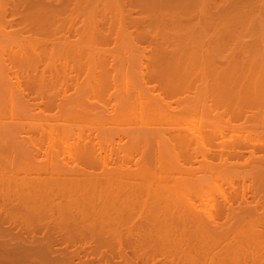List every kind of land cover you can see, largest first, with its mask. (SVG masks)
<instances>
[{"label": "bare ground", "instance_id": "bare-ground-1", "mask_svg": "<svg viewBox=\"0 0 264 264\" xmlns=\"http://www.w3.org/2000/svg\"><path fill=\"white\" fill-rule=\"evenodd\" d=\"M240 8L264 0H0V264H264V29L222 40Z\"/></svg>", "mask_w": 264, "mask_h": 264}, {"label": "rangeland", "instance_id": "rangeland-1", "mask_svg": "<svg viewBox=\"0 0 264 264\" xmlns=\"http://www.w3.org/2000/svg\"><path fill=\"white\" fill-rule=\"evenodd\" d=\"M103 4H104V3H103ZM98 5H99V6H98V8H97L96 10L99 11L100 13H103V11L105 12V9H104V8H106V7H104V6H106V4H104V6H103V5L101 6V4L99 3ZM135 5L138 6L137 4H134V5H131V6H126V9L128 8L127 10H128V11L130 10V11L132 12V14L135 15V16L133 15V17H137L138 14H139L138 12H140V7L138 6V7H139V9H138ZM102 7H104V8H102ZM108 9H109V8H108ZM212 9H213V8H212ZM240 9H241V10L243 9L244 11L241 12V11H239ZM240 9H237L239 12H237V10H235V12L238 13V15L245 14V15H247V18L241 19L242 22L239 21V19L236 21V23L238 22L239 25L236 24V25L234 26V32H233V34L230 33V35H229V33H227V35H226V34H222V36H221V37H222V40H224V41H227V40H228V43H230L231 45L236 44V43H237V44H238V43H243V42H245V44H252V43L255 41L256 37H257V38L260 37V36H257L258 34H260V33H257V32H261V31H258V30L264 29V24L262 23V21H264V20H263V19H264V13H262V11L264 12V9H262V11H261V10L258 11L259 9H255V8H240ZM251 9H252V10H251ZM102 10H103V11H102ZM109 10H110V9H109ZM194 10H195V9H194ZM216 10H217V9H216ZM246 10H247V12H245ZM249 10H250V12H253V14H255L256 12H261V15L263 14V18H262V19H258V16L255 17V15H253V14H251V13H250V15H251V16H250V15H249ZM106 11H107V8H106ZM212 11H214V12H212ZM107 12H108V11H107ZM207 12H209V11H207ZM210 12H211V13H214V15L210 13L211 15L209 16V18L207 17V15H206L207 18H203V17H205V15H204V16H197V15H195V16H193V17L190 19V21L188 20L187 23H188V22H189V23H190V22H191V23H196V21H197V22H201V23H202L201 25L199 24L200 26H206V27H207V26H210V27H211V26H214V23H215V26L218 27V25H217V23H218V21H217L218 18H215L216 20L213 18V16H215V12H216V11H215V10H210ZM240 12H241V13H240ZM135 13H138V14L136 15ZM234 14H235V13H234ZM256 14H257V13H256ZM217 15H218V10H217V14H216V16H217ZM245 15H244V16H245ZM248 15H249V16H248ZM211 16H212V17H211ZM199 17H200V19H201V17H202V19L200 20ZM217 17H218V16H217ZM240 17H242V16H240ZM250 17H252L253 19L250 18ZM259 17H261V16L259 15ZM176 18H179V16H178V17L175 16V19H176ZM223 18H224V17H223ZM242 18H243V17H242ZM248 18L250 19V21L248 20ZM255 18H256V19H255ZM198 19H199V20H198ZM207 19H209L210 21L207 20ZM246 19H247L249 22L246 23V21H247ZM254 19H255V20H254ZM168 20H170V19H167L166 21H167V22H170V21H168ZM178 20H179V19H178ZM203 20L206 21V22H203ZM251 20H252V21H251ZM258 20H259V21H258ZM104 21H105V22H104ZM176 21H177V20H176ZM208 21H209V22H208ZM211 21H212V22H211ZM244 21H245V22H244ZM253 21H254V22H253ZM256 21L259 22V26H258V24H257ZM108 22H109L108 19H107V20L104 19V20H102L103 25L99 24V26L101 25V28H104V29H105L106 27L108 28V27H115V26L117 27V26H118V25H114V24H116V22H111L112 24L114 23V24H113L114 26H113L112 24L109 25ZM146 22H149V23H150V21H147V20H146ZM184 22H185V21H184ZM250 22H251V25H250ZM187 23H185V25H186ZM189 23H188V24H189ZM208 23H210V24H208ZM252 23H253V24H252ZM254 23H256V24H254ZM260 23H262V24H260ZM104 24H105V26H104ZM135 24H136V23H135ZM147 24H148V23H147ZM211 24H213V25H211ZM17 25H18V24H17ZM111 25H112V26H111ZM127 25H128V24H127ZM132 25H134V24H129L127 27L130 26V27H129V29H130V28L136 26V27H138V29H143L142 27H144V28H149V26H151L150 29H153V30H152L153 32H156V30H154V29L159 28V27H160V28H167V29H171V28L174 27V24H172V23H170V24H166V26H163V25H160V26H159V24H154V25H153V24H151V25H150V24H148V25H145V24H144V25H140V23H137V24L134 25V26H132ZM169 25H171V26H169ZM246 25H247V26H246ZM249 25H250V26H253V27H257V28L252 29V27H248ZM254 25H255V26H254ZM103 26H104V27H103ZM145 26H148V27H145ZM167 26H168V27H167ZM186 26H188V25H186ZM215 26H214V27H215ZM214 27H213V28H214ZM235 27H236V28H235ZM237 27H238V28H237ZM246 27H247V28H246ZM250 28H251V29H250ZM247 29H248L249 31H247ZM257 29H258V30H257ZM250 30H252V31H253V30H255V31L257 30V32L254 31V32L252 33V31H250ZM244 31H245V33H243V34H240V35H239V34H236V33H242V32H244ZM246 31H247L248 33H247ZM256 33H257V34H256ZM261 33H262V32H261ZM234 34H236V35H234ZM253 34H254V35L256 34V35L254 36ZM164 35H165V36L167 35L168 38L171 37V35L168 34V32H167V34H164ZM238 35H239V36H238ZM252 35H253V36H252ZM262 35H264V34H262ZM152 36H153V35H152ZM167 36H166V37H167ZM236 36L238 37V38H237L238 40H236ZM242 36H243V37H242ZM251 36H252V37H251ZM160 37H161V36H160ZM166 37H165V39H168V38H166ZM229 37H230V38H229ZM262 37H264V36H262ZM217 38H218V35H217ZM231 38H232V39H231ZM242 39H244V40H242ZM161 40H163V39H161ZM230 40H232V41H230ZM234 41H235V43H234ZM236 41H237V42H236ZM240 41H242V42H240ZM119 42H120V41H119ZM119 42L117 41L116 43H119ZM169 42H170V43H169ZM177 42H178V41H177ZM43 43H44V42H43ZM161 43H163L164 45H165V44H167V45H171V44L173 43V40H172V42H171L170 39H169V40L159 41V40H156V39H153V38H152V40L150 39V40H146V41H145V40H142V41L137 40V41H136V44H137V45H140L139 47H146V49H150L149 52L147 51V52L144 53L143 56H140V60H142L143 62H146V60H147V62H148V60H149V62H151V64H152L153 61H156L157 58H158L156 55H157L158 53H156L157 51H155L156 49L153 48V46H155V45H159V44H161ZM181 43H182V42H180L179 44H181ZM96 44H97L98 46H100L101 48L103 47L104 50H105V49L107 50V48H111L110 46L113 45V42H111V41H108V42H107V41H106V42H105V41H97ZM149 44H150V46L152 45V47L148 46ZM163 44H162V45H163ZM182 44H183V43H182ZM172 45H173V44H172ZM98 46H97V47H98ZM100 47H98V48H99L100 50H103V48L101 49ZM106 47H107V48H106ZM155 47H156V46H155ZM168 51H170V50H168ZM179 51H181V52H179ZM187 52H188V53H187ZM224 52H226V51H223V53H224ZM169 53H170V52H166L165 54H162V55H164V56L162 57V59H163V60H167V61H171V62H173V61H175L176 58H177V61H178V60L182 61V60H181L182 58H183V60H185V59H187V58L191 55V54H190V51H189V50H185V49H183V50L179 49V50L176 51L175 53H174V52H171V54H169ZM221 53H222V52H221ZM226 53H227V52H226ZM226 53H225V54H226ZM146 54H147V55H146ZM186 54H187V56H186V58H185V55H186ZM188 54H190V55L188 56ZM148 55H149V57H148ZM147 57H148V59H147ZM92 58H93V57H92ZM174 59H175V60H174ZM42 60H46V59H44L43 57H41V64H40L41 67H42V66H45V64H44L45 61L42 63ZM150 60H151V61H150ZM56 61H57V60H56ZM45 63H46V62H45ZM55 63H57V62H55ZM73 63L76 64V62H73ZM90 63H91V62H90ZM151 64L149 63V65H151ZM154 64H155V63H154ZM154 64L152 65L154 68L151 67V66H148V68H149V70L151 71V73L154 71V70L152 71V69H155V68H156V67L154 66ZM76 65H77V64H76ZM76 65H73L74 67H76V69L73 68L74 71H77V70H79V69H80L79 71H82V69H84V72H80V74H78L79 71H77V72H74V73H77V75H80V76H84V75H86V73H87V72H86L87 70H85L86 68H85V67H84V68H83V67H82V68H78ZM54 66H55V65H54ZM54 66H51V67L53 68ZM58 66H59V65H58ZM58 66L56 65L53 69H55V68L58 67ZM93 66H94V67H93ZM93 66L91 65V68H92V69H90L89 67H88V69H90V71H92V70L95 71V70H94V69H96L95 67H98V66H95V65H93ZM26 67H27V66L24 65V67H21V68L18 67V69L20 68V69L22 70V71H20V72H21L22 74H24V73L26 72V71H25L26 69H27V72H28V70H29V69L26 68ZM51 67H50V68H51ZM150 67H151V69H150ZM38 68H39V67H38ZM172 68H174V67H170V68L168 67V69L166 68V69H165L166 71H165L164 73H162V75L165 76V77H167V78H168V81H170V82L175 81V80L173 79V78H174L173 76L175 75V73H177V72H178L179 74L181 73V71L179 70V69H181V68H178V71H177V72H175L174 69H172ZM196 68H197V67H196ZM53 69H52V70H53ZM98 69H100V68H98ZM156 69H157V68H156ZM156 69H155V70H156ZM56 70H57V71H58V70L61 71V69H56ZM194 70L196 71L197 69H194ZM194 70H193V71H194ZM58 73H60V72H58ZM83 73H84V74H83ZM25 74H26V73H25ZM46 74H48V73L46 72ZM87 75H88V73H87ZM147 84H149V87H150V85H153L152 82H148ZM159 90H160V89L157 88L155 92H159ZM166 91L168 92V90H165V92H166ZM191 91H193V90H191ZM169 92H170V90H169ZM41 93L44 94L45 92L43 91V92H41ZM43 94H42V96H43ZM44 97H45V94H44ZM44 100H46V98H44ZM111 106H112V105H111ZM97 107H99V106H97ZM140 121H141V120H140ZM139 123H141V122H139ZM114 139H117V138H114ZM117 140H118V139H117ZM123 141H124V138H123ZM123 141H122V142H123ZM228 144H231V143H228ZM231 145H234V144H231ZM229 146H230V145H229ZM201 149H202V147H201ZM244 150L247 151V150H249V149H244ZM246 151H244V152H246ZM210 172H211V171H210ZM214 172H215V171H214ZM214 175H216V174L214 173ZM207 177H209V176H207ZM214 177H215V176H214ZM215 181L218 183V178H216V179H212V180H211V182L214 183L215 185H212V184L208 183V184H210V185H208V186H210V188H213V189L208 190L209 192H210V191H211V192H210V193H207V194L212 195V196H208V197H206V198H207L206 200H203V199H205V196H207V195H205L204 198H203V197L201 196L202 194H201V195L199 194V196H198V197H199V198H198L199 200L196 198L197 203H200V201H201L200 199L203 198V199H202L203 202L201 201L202 203H205V201H207L208 203H209V202H210V203H214V202H215V204H213L214 207H215V205H216V207L218 206V203H217V202H219V201H218V196H219V195H218V185H217V183H216ZM205 187H207V186H205ZM214 188H215V189H214ZM205 191H206V190H205ZM215 192H216V193H215ZM212 193H213V194H212ZM203 195H204V194H203ZM193 197H194V196H193ZM219 197H220V196H219ZM208 198H209V199H208ZM220 198H221V197H220ZM247 199H248V198H247ZM250 200H251V199H250ZM198 201H199V202H198ZM237 201H238V200H237ZM237 201H234L233 203L236 204ZM248 201H249V199H248ZM235 204H234V205H235ZM216 207H215V208H216ZM248 219H249V221L251 220L250 217H245L243 220H248ZM261 219H263L262 221L264 222V218H261ZM263 224H264V223H263ZM232 225H233V224H232ZM243 227H247V225H246V226H242V228H243ZM238 229H240V228H238ZM246 229H248V228H246ZM233 233H235V232H233ZM239 233H240V232H239ZM185 234H186V233H185ZM185 234H183V235H185ZM230 236H232V234H230ZM124 247H125V249H128L127 246H124ZM126 247H127V248H126ZM174 248H175V247H174ZM174 248H172V249L175 250ZM176 248H180V246H179V247L176 246ZM183 248H184V247H183ZM93 249H94V248H93ZM129 250H130V249H129ZM176 250H177V249H176ZM178 250H179V249H178ZM183 250H184V249H183ZM127 251H128V250H127ZM128 252H129V251H128Z\"/></svg>", "mask_w": 264, "mask_h": 264}, {"label": "flooded vegetation", "instance_id": "flooded-vegetation-1", "mask_svg": "<svg viewBox=\"0 0 264 264\" xmlns=\"http://www.w3.org/2000/svg\"><path fill=\"white\" fill-rule=\"evenodd\" d=\"M16 8V6H15V4L14 3H12V2H9L8 4H7V6H6V9H5V11H6V16H7V20L8 21H10V20H12V28H17L18 27V25L16 24V22L18 21V19H16V20H14L13 18H12V11H14V9ZM122 142V141H121ZM244 154H246V155H244V154H242V155H244V159H246V157L248 158V155L250 156V154L247 152V153H245V152H243ZM260 153V152H259ZM256 154H257V152H256ZM257 155H260V154H257ZM253 156H256L255 154L253 155ZM242 161V160H241ZM71 250H72V248H71ZM128 249H123L122 250V252H126V253H128V251L130 252V250H128ZM78 253H80L81 255H84L86 252H89L90 251V249H85V248H80V247H78L77 248V250H76ZM92 251V250H91Z\"/></svg>", "mask_w": 264, "mask_h": 264}]
</instances>
